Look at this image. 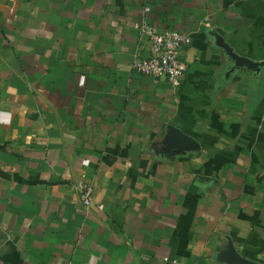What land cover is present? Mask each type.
<instances>
[{"label": "crops", "instance_id": "crops-1", "mask_svg": "<svg viewBox=\"0 0 264 264\" xmlns=\"http://www.w3.org/2000/svg\"><path fill=\"white\" fill-rule=\"evenodd\" d=\"M142 24L191 35L179 88L133 69ZM231 245L264 264V0H0V264H232Z\"/></svg>", "mask_w": 264, "mask_h": 264}, {"label": "built area", "instance_id": "built-area-1", "mask_svg": "<svg viewBox=\"0 0 264 264\" xmlns=\"http://www.w3.org/2000/svg\"><path fill=\"white\" fill-rule=\"evenodd\" d=\"M139 31L147 37L149 54L137 57L133 69L145 76L165 79L173 88H179L187 69L183 52L191 42V35L179 29L159 31L149 24H142ZM75 189L83 205L89 207L93 200V186L80 180Z\"/></svg>", "mask_w": 264, "mask_h": 264}, {"label": "water", "instance_id": "water-1", "mask_svg": "<svg viewBox=\"0 0 264 264\" xmlns=\"http://www.w3.org/2000/svg\"><path fill=\"white\" fill-rule=\"evenodd\" d=\"M218 42H219V45L227 49L228 53H230L237 60H245L243 57H240L236 53H234L233 49L227 43H225L222 39H220ZM170 131L171 132L168 137L170 139V142H168L171 145L170 147H190V146L197 144L196 141L192 139V137H190L189 135H186L180 129L174 126L171 127ZM227 259L232 264H256L251 259H248L242 256L239 252H237L234 249L232 245L230 246V251H229Z\"/></svg>", "mask_w": 264, "mask_h": 264}]
</instances>
